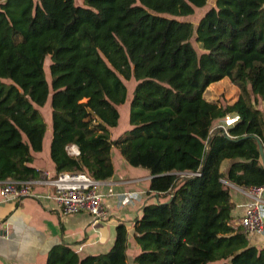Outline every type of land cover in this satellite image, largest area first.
I'll use <instances>...</instances> for the list:
<instances>
[{
    "label": "trees",
    "instance_id": "trees-1",
    "mask_svg": "<svg viewBox=\"0 0 264 264\" xmlns=\"http://www.w3.org/2000/svg\"><path fill=\"white\" fill-rule=\"evenodd\" d=\"M81 1L0 0V182L40 177L31 164L43 149L39 108L49 100L54 176L107 181L115 148L150 173L148 195L166 199L146 203L132 223L133 264H264V248L233 223L222 183L264 185L255 140L264 148V0H213L195 24L182 18L209 0ZM223 79L237 98L207 101ZM129 80L131 128L112 140ZM227 115L237 119L224 134L214 123ZM126 251L119 223L109 252L80 258L62 245L46 264H126Z\"/></svg>",
    "mask_w": 264,
    "mask_h": 264
},
{
    "label": "crops",
    "instance_id": "crops-1",
    "mask_svg": "<svg viewBox=\"0 0 264 264\" xmlns=\"http://www.w3.org/2000/svg\"><path fill=\"white\" fill-rule=\"evenodd\" d=\"M215 123L214 128H218L221 121L220 124ZM50 138L51 133L47 141L44 138L42 151L33 155L31 166L41 173L36 181L55 177L49 156ZM112 163L113 176L100 185L107 213L105 220L95 221L86 213L62 216L54 202L47 199L28 197L18 202H3L0 198V264H46L48 253L62 245L80 258L105 254L113 246L115 228L119 223H124L127 229L126 264H133L139 249L133 239L132 223L140 217L146 203L160 201L161 197L148 195L151 176L146 169L130 167L119 153L112 157ZM230 165L231 162L222 164L224 174ZM222 183L229 187L234 204L233 223L237 225L248 199L239 187L226 180ZM34 192L46 196L53 192V188L36 184ZM127 193L132 194L129 199L123 197ZM248 236L250 245L264 248V235Z\"/></svg>",
    "mask_w": 264,
    "mask_h": 264
},
{
    "label": "built area",
    "instance_id": "built-area-1",
    "mask_svg": "<svg viewBox=\"0 0 264 264\" xmlns=\"http://www.w3.org/2000/svg\"><path fill=\"white\" fill-rule=\"evenodd\" d=\"M237 117L227 115L218 128L226 134ZM72 153L77 154L72 148ZM36 184L52 186L50 195H39L34 192ZM101 181H97L85 172L60 173L45 181H6L0 182V198L3 202H18L23 198L47 199L54 202L58 212L62 216L86 213L95 221L107 218L103 207L104 195L100 192ZM246 195L248 201L243 208L239 224L242 229L253 236L264 235V185L261 187L240 188ZM131 193L123 194L129 199Z\"/></svg>",
    "mask_w": 264,
    "mask_h": 264
},
{
    "label": "rangeland",
    "instance_id": "rangeland-1",
    "mask_svg": "<svg viewBox=\"0 0 264 264\" xmlns=\"http://www.w3.org/2000/svg\"><path fill=\"white\" fill-rule=\"evenodd\" d=\"M75 3L77 5H83L81 0H75ZM211 3H213V0H209V3L206 7L196 10L194 15L184 17L182 19L195 24L201 18V16L206 12V10L211 5ZM193 47L196 50L198 55L203 53L199 44L196 43L195 41H193ZM48 66H49V58H46L45 63H44V73H45L47 81L50 83ZM134 85H135L134 80L125 81V86L127 88L126 102L118 106V110L120 113V119H119L118 125L115 128H112L110 130L111 137H113L114 139L131 128L128 122V115H129V104L132 98V91H133ZM237 96H238L237 88L233 86L227 79H223L220 82L213 83L212 85L208 87L206 93L204 94V98L207 101H212V100L217 101L222 106L230 105L237 98ZM258 107L261 108V104H259ZM39 111L46 125L45 140L47 141L48 138L50 137L51 128H52L51 127V116H50V112H51L50 101L48 100L44 106L40 107ZM215 124H220V120L219 122ZM112 150L114 151L111 154V158L112 157L115 158V154H118V151L115 148H113ZM33 155H35V153H33ZM165 200L166 199H161V202H164Z\"/></svg>",
    "mask_w": 264,
    "mask_h": 264
},
{
    "label": "water",
    "instance_id": "water-1",
    "mask_svg": "<svg viewBox=\"0 0 264 264\" xmlns=\"http://www.w3.org/2000/svg\"><path fill=\"white\" fill-rule=\"evenodd\" d=\"M255 140L257 141V144H258V150H259V154H260V160H261V163H262V166L264 168V148L261 144V142L255 138Z\"/></svg>",
    "mask_w": 264,
    "mask_h": 264
}]
</instances>
